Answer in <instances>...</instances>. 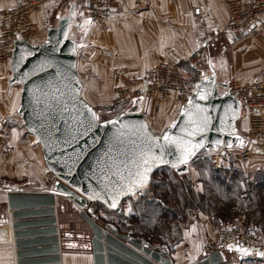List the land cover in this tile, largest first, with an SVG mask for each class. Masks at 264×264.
<instances>
[{"label": "water", "instance_id": "obj_1", "mask_svg": "<svg viewBox=\"0 0 264 264\" xmlns=\"http://www.w3.org/2000/svg\"><path fill=\"white\" fill-rule=\"evenodd\" d=\"M84 23L88 21L67 15L46 29L42 42L17 39L8 62L9 82L21 86L17 113L26 131L40 145L46 169L55 178L48 184V192H9L6 195L9 212L3 223L11 225L15 262L60 264L55 206L56 198L61 196L75 203L88 226L80 237L84 239L82 249L91 253L93 264H172L165 250L99 221L91 205L98 203L120 212L123 200L144 191L159 168L169 167L178 174H185L201 150L237 149L246 145L248 140L236 127L242 117L241 103L227 91V79L220 80L210 65L192 96L179 107L176 117L161 134L151 130L142 111V100H135L128 109L101 119L82 97V82L76 67L81 43L72 29H79ZM204 93L210 96L200 100L198 94ZM189 100L206 108L213 118L209 127L193 141L203 142V147L187 165L154 167L143 189L133 187L129 191L130 181L135 179L130 173L136 171L135 162L144 145L152 141L163 143L165 133L180 136L181 127L188 119L184 113L191 107ZM159 151L153 148L157 155ZM171 151L176 149L171 147ZM165 158L175 159L174 156ZM121 187L125 194L116 197V207L112 208L109 206L113 203L111 197ZM94 194H99V198L89 199ZM224 256L223 251L214 250L201 264H238L226 261Z\"/></svg>", "mask_w": 264, "mask_h": 264}, {"label": "crops", "instance_id": "obj_2", "mask_svg": "<svg viewBox=\"0 0 264 264\" xmlns=\"http://www.w3.org/2000/svg\"><path fill=\"white\" fill-rule=\"evenodd\" d=\"M117 1L118 6L106 29L100 30L92 23L72 29L81 43L76 67L82 82V97L96 110L98 105L109 104L112 90L118 83L112 68L141 73L167 62L185 72L187 63L184 57L200 46L206 47L207 67L213 66L220 80L235 77L242 84L252 81L264 83V19L248 31L233 33L226 29V0ZM16 2L0 0V10ZM82 3L83 0H47L37 11L31 12L32 20L40 29L38 41L45 40L46 29L56 25L68 7L76 18ZM10 77L9 65L0 62V146L9 143L14 149L9 160L0 153V176L10 178L21 186L22 193L45 192V187L53 181L45 179L48 171L41 147L26 131L17 113L21 86L10 83ZM171 105L173 102L163 103L158 111L166 114L164 111L170 110ZM142 110L147 118L152 107L143 103ZM238 126L244 135V117ZM242 169L252 174L264 173V146L252 149L251 156L242 163ZM6 195L0 191V264H16L11 233L7 227L11 231V225L10 222L3 223L9 212ZM56 200L55 217L61 239L60 264H93L91 253L82 249L83 242H80L82 232L78 231V226L86 224L78 215L77 206L68 198L60 196ZM68 222H73V225ZM208 237L205 228L199 225L184 231L188 242V264L196 261L209 240L215 239L213 234ZM238 249L242 248L233 245L225 247L222 251L226 261L264 264V253L253 249L245 255Z\"/></svg>", "mask_w": 264, "mask_h": 264}, {"label": "built area", "instance_id": "obj_3", "mask_svg": "<svg viewBox=\"0 0 264 264\" xmlns=\"http://www.w3.org/2000/svg\"><path fill=\"white\" fill-rule=\"evenodd\" d=\"M47 0H17L15 5L0 10V62L8 64L14 43L23 39L37 43L40 29L31 18V12L37 11ZM228 21L226 29L229 32H245L261 19H264V0H226ZM118 6L117 0H83L78 12V18L104 28L107 20L113 15ZM19 37V38H17ZM190 72H184L177 66L163 62L141 73H131L124 68H114L118 83L113 88L110 105H121L129 108L135 100L150 104L153 109L163 103L173 102L181 106L192 96L200 82L204 67L208 61L205 46H200L188 53L184 59ZM208 66V65H207ZM208 70V69H207ZM227 91L241 103L242 117L246 121L244 136L247 144L237 148H221L219 150H201L196 157L209 159L213 167L224 162L229 150H237L240 157L248 158L255 146H264V83L252 81L239 83L235 77L227 79ZM126 108V109H127ZM13 146L4 143L0 146V153L9 160L13 155ZM195 157V158H196ZM47 181H54V176L46 174ZM0 191L4 193L21 192V186L0 176ZM127 202L121 203V208H127ZM220 248L204 247L202 263L214 250L224 249L229 245L242 249H254L264 253V231L250 225L224 226L218 229ZM153 247V246H152Z\"/></svg>", "mask_w": 264, "mask_h": 264}, {"label": "rangeland", "instance_id": "obj_4", "mask_svg": "<svg viewBox=\"0 0 264 264\" xmlns=\"http://www.w3.org/2000/svg\"><path fill=\"white\" fill-rule=\"evenodd\" d=\"M67 15H71L72 18L75 15L74 12L69 9V7L67 8L66 13L62 16ZM76 20L81 21V19L78 18V15ZM108 20L104 28H100L97 25L96 27H98L100 30L106 29ZM87 24L91 23L88 22L86 25ZM114 68H112V73ZM207 69L208 67L205 66L204 70ZM186 72H190L188 66L186 67ZM110 103L111 97L109 104L96 106V111L98 112L101 119L109 118L118 112L126 110L127 108L121 107V105L111 106ZM179 107V105H174L173 103V105H171L169 108L170 110L164 111L166 114H160V111H158L159 108H152L150 111L151 115L146 118L151 130L156 134H161L176 117ZM240 119L236 123V127L239 131L240 128L238 123L240 122ZM228 153L231 154V156H228L227 159L220 163V165L217 167H213L210 164L209 159L204 155L203 158H194L189 164L188 171L184 175L178 177L177 175L169 172V176L165 181H173L175 183L176 187L180 191L179 202L181 204L184 203L186 199H189L190 195L192 204L189 205L190 207H185L184 217L182 216L183 218L179 217V215L173 219L169 218L170 223H161L165 226V230L161 234L150 233V240H146L143 237L130 233V223H128V217L135 208L137 213H140L143 216L141 223L147 225V221L154 211V206L152 207L153 203L147 205L146 200H140L141 198L145 197V195H143L145 190L148 189V191H150L149 188L151 186V181L144 191L129 197L130 199L126 198L127 200L123 201L127 202L128 207L124 208V211L121 213H117L116 211L108 209L98 203L92 204L91 208L98 216V220L102 223L114 225L121 233H129L130 235L136 236L148 242L150 246L165 250L166 256L170 258L172 264H188V242H186L184 238V231L190 230L194 225L204 227L207 237L210 236L208 238H211L212 234L215 235L214 240H209V243L202 247V251L200 252V255L197 257V259L203 256L204 247L208 246L212 249H216L217 247L220 248L221 243L218 239V229L221 227H229L233 225H250L253 227H258L264 231V190H260L258 185H256L257 181H255L256 176L262 173L252 174L242 169V163L247 161L251 154L248 158L243 160L237 150H229ZM229 168L237 170V172L240 174L242 173L243 177L241 176L236 178L234 181H228L227 176L225 181H219L216 180V178H212V173L215 170L219 175H221L225 169ZM157 177L158 175L153 178L152 182L162 181L160 180V177L158 179ZM2 178L11 180L7 177ZM150 196H153V194H149L147 197ZM133 199L139 201L135 203L134 206L132 204L134 201ZM155 200L157 201V199ZM160 203L161 207H165L164 209L174 211L178 207V205L173 204V200L171 199H166V201L161 200ZM259 213H261L260 220L257 219V215ZM84 223L86 224L85 221ZM148 223L151 224L152 219L148 221ZM68 224L73 225V222H68ZM78 227V231L80 230L82 233H86L88 228L87 224L86 226ZM58 235L59 230L57 232V236ZM60 241L61 239H59V246ZM80 242H84V239H82Z\"/></svg>", "mask_w": 264, "mask_h": 264}, {"label": "snow or ice", "instance_id": "obj_5", "mask_svg": "<svg viewBox=\"0 0 264 264\" xmlns=\"http://www.w3.org/2000/svg\"><path fill=\"white\" fill-rule=\"evenodd\" d=\"M19 38V37H17ZM210 96V93L198 94L200 100H205ZM190 108L185 110V115L188 119L185 120L183 126L181 127L180 136H171L167 133L163 136V143H156L154 141L146 143L144 149L140 154L139 159L135 162L136 171L130 173L135 179L130 181L131 188L143 189L148 182V173L152 171L154 167H158L161 164H170L172 168H178L181 164L187 165L189 160L196 155V152L203 147V142H193L195 137L201 135L211 124L212 117L208 114V110L202 107L199 104H194L192 100H189ZM95 117V114L93 113ZM175 127V125H172ZM151 141V138H149ZM231 143L228 144V147H231ZM171 147L176 149L175 152L171 151ZM153 148H158L159 154L153 152ZM166 156H174L175 159L169 161L166 159ZM113 175H119V173H113ZM123 179V177H121ZM117 183H120L117 181ZM107 187V185L105 186ZM79 191V189H77ZM125 194L124 187H121L118 191L115 192V195L112 196L113 203L109 206L112 208L116 207V197L119 195ZM99 194H94L90 196L89 199H98ZM247 254V249H238ZM260 255V253H257Z\"/></svg>", "mask_w": 264, "mask_h": 264}, {"label": "trees", "instance_id": "obj_6", "mask_svg": "<svg viewBox=\"0 0 264 264\" xmlns=\"http://www.w3.org/2000/svg\"><path fill=\"white\" fill-rule=\"evenodd\" d=\"M115 12V11H114ZM180 69V68H179ZM225 169L224 172L219 175L217 171L215 170L212 173V178H216V180L219 181H225L226 176L228 177V181H234L236 178L243 177L242 173L240 174L237 172L235 169ZM169 172L177 175L178 177L184 174H178L176 173L173 169L169 167H161L159 170H157L151 178V186H150V191L145 190L143 195H145L144 198H141L140 201L146 200V204H152V207L154 206V211L151 214V217L148 219L150 221L152 219V223L149 224L147 221V225H144L141 223L142 220V215L140 213H137L135 208L133 209L132 213L128 217V223H130L129 226V231L131 234L143 237L146 240H150V233H156V234H161L165 230V226L161 223L163 222H169V218H175L177 216L179 217H184V210L185 207H190L189 205L192 204V201L190 200L191 196L189 195V199H186L184 203L179 202V194L180 191L176 187L175 183L173 181H165L167 177L169 176ZM157 179L160 177V180L162 181H153V178L157 176ZM216 176V177H215ZM256 185L260 188V190H264V173L259 174L255 178ZM149 194H153V196L147 197ZM130 199V198H128ZM157 199V201L155 200ZM166 199H171L173 200V204L178 205V207L173 211L169 209H164L165 207L160 206V201H166ZM127 200V199H124ZM123 200V201H124ZM134 200V199H133ZM139 201L134 200L133 201V206L135 203ZM124 209H122L120 212H123ZM124 214V213H123ZM182 217V218H183ZM261 213L257 215V219L260 220ZM127 231V232H129ZM129 234V233H128Z\"/></svg>", "mask_w": 264, "mask_h": 264}, {"label": "bare ground", "instance_id": "obj_7", "mask_svg": "<svg viewBox=\"0 0 264 264\" xmlns=\"http://www.w3.org/2000/svg\"><path fill=\"white\" fill-rule=\"evenodd\" d=\"M208 61H209V58H208ZM208 65V63L206 64V66ZM206 71V70H205ZM45 189L47 190V192H48V187H45ZM22 193V192H21ZM8 227V230H9V232L11 233L12 232V230L10 231V227L9 226H7ZM204 256H202L200 259H202ZM59 261H60V257H59ZM198 262H199V260H198ZM200 263V262H199ZM201 264V263H200Z\"/></svg>", "mask_w": 264, "mask_h": 264}]
</instances>
